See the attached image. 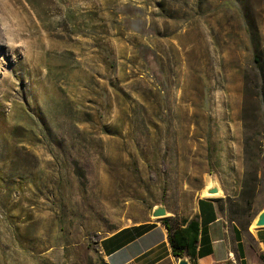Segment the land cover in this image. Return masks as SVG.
Masks as SVG:
<instances>
[{"label":"rangeland","instance_id":"1","mask_svg":"<svg viewBox=\"0 0 264 264\" xmlns=\"http://www.w3.org/2000/svg\"><path fill=\"white\" fill-rule=\"evenodd\" d=\"M5 19L25 35L18 53L0 41V264H105L90 231L158 204L181 223L215 183L253 226L264 0H0Z\"/></svg>","mask_w":264,"mask_h":264},{"label":"crops","instance_id":"2","mask_svg":"<svg viewBox=\"0 0 264 264\" xmlns=\"http://www.w3.org/2000/svg\"><path fill=\"white\" fill-rule=\"evenodd\" d=\"M224 197L222 192L201 194L196 202L200 235L198 256L193 260L173 253L168 229L151 215L101 237L100 251L108 264H179L181 257H189L190 264H264V227L250 225L244 231L230 221L220 201Z\"/></svg>","mask_w":264,"mask_h":264},{"label":"trees","instance_id":"3","mask_svg":"<svg viewBox=\"0 0 264 264\" xmlns=\"http://www.w3.org/2000/svg\"><path fill=\"white\" fill-rule=\"evenodd\" d=\"M86 16V14L78 15L73 8L72 11L70 10L67 13V18L70 20L73 30L82 31L84 35L97 36L95 24H93L92 21L88 20V17ZM80 18H82V21H80ZM115 65L116 64H112L111 66L115 67ZM7 179L9 180V178ZM31 183L34 184L32 180ZM220 201L222 202V207L224 208V199H220ZM161 220L168 229L169 240L173 248V253L176 256L187 255L190 257L191 260L197 258L200 235V222L197 216L195 215V217L193 218L185 219L181 223H173V216L161 218ZM88 235L90 240L95 243V247H99L98 238L100 234L95 231H90ZM105 264L108 263L105 262Z\"/></svg>","mask_w":264,"mask_h":264},{"label":"bare ground","instance_id":"4","mask_svg":"<svg viewBox=\"0 0 264 264\" xmlns=\"http://www.w3.org/2000/svg\"><path fill=\"white\" fill-rule=\"evenodd\" d=\"M2 23L5 24V26H0V41L5 42L9 46V49L13 50V53L20 52L18 50L22 49L23 45L19 44V46H17L15 43H17V41H20L22 37L24 38L25 31L22 29L23 27L17 26V24L10 19L9 20L5 19L4 21H2ZM25 44H26V42H25ZM3 47H4V45H1L0 48L2 49ZM26 47H27V45H26ZM28 52H30V51H28ZM26 53H27V51H26ZM30 57H31V54H30L29 58ZM26 59H27V57H26ZM219 187H220V190L222 192V188L220 185H219Z\"/></svg>","mask_w":264,"mask_h":264},{"label":"water","instance_id":"5","mask_svg":"<svg viewBox=\"0 0 264 264\" xmlns=\"http://www.w3.org/2000/svg\"><path fill=\"white\" fill-rule=\"evenodd\" d=\"M206 193L210 195H218L221 193L217 183L210 185L206 189ZM152 216L155 218H165L169 216V211L164 204L156 205L152 210ZM252 225L254 227H264V208L255 216ZM179 264H190L189 257H181ZM219 264H233L232 261H226Z\"/></svg>","mask_w":264,"mask_h":264}]
</instances>
